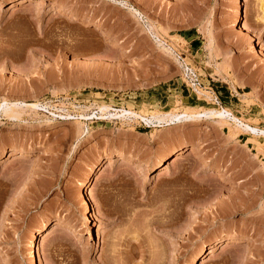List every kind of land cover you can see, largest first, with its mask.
<instances>
[{
  "label": "rangeland",
  "instance_id": "374dc122",
  "mask_svg": "<svg viewBox=\"0 0 264 264\" xmlns=\"http://www.w3.org/2000/svg\"><path fill=\"white\" fill-rule=\"evenodd\" d=\"M263 6L0 0V264H264Z\"/></svg>",
  "mask_w": 264,
  "mask_h": 264
},
{
  "label": "bare ground",
  "instance_id": "6f19581e",
  "mask_svg": "<svg viewBox=\"0 0 264 264\" xmlns=\"http://www.w3.org/2000/svg\"><path fill=\"white\" fill-rule=\"evenodd\" d=\"M237 1V0H236ZM244 1V0H243ZM264 8V6H263ZM236 10V9H235ZM243 11V10H242ZM61 12V11H60ZM73 12V11H71ZM238 12V11H237ZM237 16V15H236ZM243 25V24H242ZM246 25V24H245ZM248 26V25H247ZM246 27V26H245ZM15 105H13L14 107ZM7 107V106H6ZM10 107V106H9ZM16 107V106H15ZM36 106H34L35 108ZM2 108V106L0 107V109ZM5 108V107H4ZM15 109L14 108H8L6 110V112L8 113H13L15 112L14 111ZM174 112V111H173ZM204 112V111H203ZM129 114H132V113H129ZM205 116H211V117H215V118H219L221 120L220 123H226L228 124L229 120L233 121V123L238 127L240 128V131L241 129L245 132H248L249 134H254L255 136L256 135H261V136H264V130H260L258 128H253L251 127L249 124H246V122L242 121L240 118L236 117L235 115H233L230 111H218V110H208L207 112L205 111L204 112ZM200 115L202 116V112H192V113H183L182 115L181 114H177V113H172L170 114V112L168 113V115H161V116H156L155 118H158L159 120H166V118H168V121L170 122H175V121H180V120H185V119H192V118H199ZM232 116V118H230V116ZM227 118V120H226ZM230 118V119H229ZM236 127V128H237ZM235 130V129H234ZM260 136V137H261ZM192 149V148H191ZM193 151V149H192ZM198 151V150H197ZM194 152V151H193ZM188 154V153H187ZM195 154H196V151H195ZM202 154V153H201ZM178 156V155H177ZM182 157H178V160L181 159ZM204 158V157H203ZM165 159V158H164ZM201 159V158H200ZM206 159V157L204 158V160ZM177 160V159H176ZM202 160V159H201ZM166 165V164H165ZM98 175V174H97ZM90 179L87 180L86 183H84L83 185L86 187L89 185L90 183ZM83 196V195H82ZM88 197V196H87ZM92 205V204H91ZM92 208V207H91ZM97 213V212H96ZM46 227H47V223L44 222L38 229H37V236L42 234L43 231L46 230ZM58 227V226H57ZM74 227V226H73ZM76 227V226H75ZM79 227V226H78ZM61 229V228H60ZM76 230V229H75ZM75 230H72L73 232H75ZM71 232V230H69ZM72 234V233H71ZM91 235V234H90ZM36 241V239H35ZM229 244V243H228ZM32 245V244H31ZM37 245V244H36ZM36 247V246H35ZM216 246L212 247L211 250H210V254H212L214 252V248ZM36 252V251H35ZM37 253V252H36ZM39 255V254H38ZM39 258V257H38ZM203 260V259H202ZM201 264L204 263V261L200 262Z\"/></svg>",
  "mask_w": 264,
  "mask_h": 264
}]
</instances>
